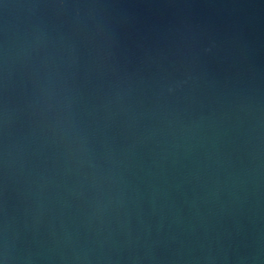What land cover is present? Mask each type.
I'll list each match as a JSON object with an SVG mask.
<instances>
[{"label": "water", "instance_id": "water-1", "mask_svg": "<svg viewBox=\"0 0 264 264\" xmlns=\"http://www.w3.org/2000/svg\"><path fill=\"white\" fill-rule=\"evenodd\" d=\"M0 264H264V0H0Z\"/></svg>", "mask_w": 264, "mask_h": 264}]
</instances>
